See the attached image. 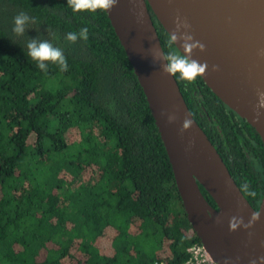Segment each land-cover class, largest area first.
I'll return each mask as SVG.
<instances>
[{
	"label": "trees",
	"instance_id": "trees-1",
	"mask_svg": "<svg viewBox=\"0 0 264 264\" xmlns=\"http://www.w3.org/2000/svg\"><path fill=\"white\" fill-rule=\"evenodd\" d=\"M20 11L35 19L23 36L12 30ZM150 15L163 53L178 51ZM83 27L86 41L65 39ZM32 38L60 48L67 71L52 62L47 72L37 68L26 54ZM174 78L256 207L264 186L258 133L200 76ZM193 241L144 93L106 12H74L67 0H0V264H183Z\"/></svg>",
	"mask_w": 264,
	"mask_h": 264
},
{
	"label": "water",
	"instance_id": "water-1",
	"mask_svg": "<svg viewBox=\"0 0 264 264\" xmlns=\"http://www.w3.org/2000/svg\"><path fill=\"white\" fill-rule=\"evenodd\" d=\"M149 9L167 34L176 28L177 16L187 21L189 27L182 24L178 34H190L205 46L192 52L208 65L201 79L254 127L264 149V107H258L257 95L264 91V0H117L106 12L144 93L193 232L217 264H264L259 259L264 257V186L253 207L190 113L174 76L162 71L166 61L154 58L156 49L157 56L163 51ZM174 46L183 54L179 42ZM185 119L191 121L188 128ZM233 218L239 221L235 229Z\"/></svg>",
	"mask_w": 264,
	"mask_h": 264
},
{
	"label": "clouds",
	"instance_id": "clouds-1",
	"mask_svg": "<svg viewBox=\"0 0 264 264\" xmlns=\"http://www.w3.org/2000/svg\"><path fill=\"white\" fill-rule=\"evenodd\" d=\"M117 0H67L68 6L72 8L74 12H109L116 5ZM35 23V19L29 17L24 11L18 12L13 17V32L17 36H23L25 34L26 25L28 23ZM176 28L168 32L167 45L172 48L177 42L180 43V47L183 50V54L173 49L167 54L161 53L156 55L159 49H156L153 53L154 58H162L166 62L162 65V71L171 75H179V78L187 82H194L197 77L203 76L206 73L208 67L207 63H201L192 58L193 49L199 48L201 51L204 49V45L199 41L193 39L190 34H178V30L183 24L185 28L189 27L187 21H182L179 16L175 20ZM65 39L70 43H76L78 39H88V28L83 27L78 32L70 31L66 34ZM27 56L36 62L37 68L41 71L47 72V63L52 62L58 65L61 71H67L68 64L67 59L64 56L63 51L54 46L49 40H37L36 38L29 39L26 43ZM213 70H216V66H213ZM258 95V107H264V91L257 92ZM171 121L175 119L174 116H169ZM191 121L185 119L183 121V128H188ZM260 213H254L253 218L259 219ZM234 222H230V227L235 229L238 226L239 221L233 218ZM248 225H245L247 227ZM264 261V257L259 258ZM250 264H256V260H252Z\"/></svg>",
	"mask_w": 264,
	"mask_h": 264
},
{
	"label": "built area",
	"instance_id": "built-area-1",
	"mask_svg": "<svg viewBox=\"0 0 264 264\" xmlns=\"http://www.w3.org/2000/svg\"><path fill=\"white\" fill-rule=\"evenodd\" d=\"M186 258L183 264H217L207 253L200 241H193L186 246Z\"/></svg>",
	"mask_w": 264,
	"mask_h": 264
}]
</instances>
